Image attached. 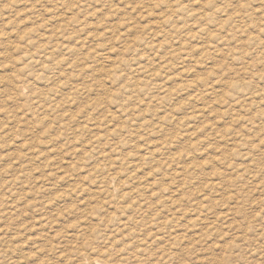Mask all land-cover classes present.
<instances>
[{"label": "rangeland", "instance_id": "rangeland-1", "mask_svg": "<svg viewBox=\"0 0 264 264\" xmlns=\"http://www.w3.org/2000/svg\"><path fill=\"white\" fill-rule=\"evenodd\" d=\"M257 27L264 0H0V264H262Z\"/></svg>", "mask_w": 264, "mask_h": 264}, {"label": "bare ground", "instance_id": "bare-ground-1", "mask_svg": "<svg viewBox=\"0 0 264 264\" xmlns=\"http://www.w3.org/2000/svg\"><path fill=\"white\" fill-rule=\"evenodd\" d=\"M201 6V5H200ZM184 7V6H183ZM204 7V6H203ZM185 8V7H184ZM202 9V8H201ZM183 12V11H182ZM184 13V12H183ZM60 14V13H59ZM174 18V17H173ZM172 19V18H171ZM174 20V19H173ZM246 27H248L247 25H243V29L241 28V26L240 25H236V31L237 30H239V31H245V30H247L248 28H246ZM234 29H235V27H233ZM255 29H258L259 31L258 32H264V27H257V28H255ZM23 36V35H22ZM26 36H28V34H25V36H23V37H26ZM255 37H257V39L256 38H252L251 40V42L253 43V44H256V46L257 47H260V48H262V49H264V40H261L258 36H255ZM152 38V37H151ZM26 39H29V40H31L30 39V37L29 38H27L26 37ZM28 40V41H29ZM153 40V39H152ZM27 42V41H26ZM159 43H161V41H159ZM148 48V47H147ZM47 48H45L44 50H46ZM233 53H234V51H233ZM236 56H239V54H237V55H235V53L232 55V63H234V61H235V57ZM26 57H27V55H26ZM240 57L242 58V56L240 55ZM151 58V57H150ZM244 58V57H243ZM30 59V58H29ZM31 61V60H30ZM141 62V61H140ZM140 62H137V64H139ZM114 72V71H113ZM113 75V74H112ZM117 78V77H116ZM131 84V83H130ZM21 89V88H20ZM201 109V108H200Z\"/></svg>", "mask_w": 264, "mask_h": 264}, {"label": "snow or ice", "instance_id": "snow-or-ice-1", "mask_svg": "<svg viewBox=\"0 0 264 264\" xmlns=\"http://www.w3.org/2000/svg\"><path fill=\"white\" fill-rule=\"evenodd\" d=\"M262 264H264V261H262Z\"/></svg>", "mask_w": 264, "mask_h": 264}]
</instances>
